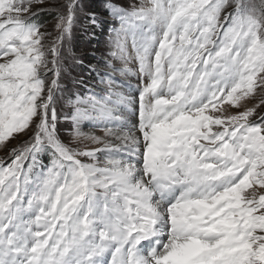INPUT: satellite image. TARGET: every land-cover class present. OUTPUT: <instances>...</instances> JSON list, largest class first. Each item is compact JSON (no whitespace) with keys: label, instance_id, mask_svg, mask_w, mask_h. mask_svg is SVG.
Returning <instances> with one entry per match:
<instances>
[{"label":"snow or ice","instance_id":"6c2138e0","mask_svg":"<svg viewBox=\"0 0 264 264\" xmlns=\"http://www.w3.org/2000/svg\"><path fill=\"white\" fill-rule=\"evenodd\" d=\"M84 7L0 0V264H264V0H104L65 98Z\"/></svg>","mask_w":264,"mask_h":264},{"label":"rangeland","instance_id":"374dc122","mask_svg":"<svg viewBox=\"0 0 264 264\" xmlns=\"http://www.w3.org/2000/svg\"><path fill=\"white\" fill-rule=\"evenodd\" d=\"M83 2L85 7L83 13L80 15L77 28L73 35L72 48L74 50L75 56L89 64V67L84 68L81 64H72L70 61V68L67 70V75L62 80V83L68 89V92L65 93V98H67L68 95L76 92L87 93L89 89L94 88L98 90L97 86L100 84V75L96 71H90V66L92 68L98 67L100 71H103V58L108 51L107 31L105 29H101L99 26L96 27V29L90 28L87 20L85 19L86 13L94 11L98 14L101 20L106 19L107 17H102V15L99 13L104 10V6L99 5V8H93L95 0H83ZM53 3H55V0H53ZM53 22V19L47 22L49 29H51ZM106 27L107 26H105V28ZM95 32H98L97 34H101V37L99 36L97 40L92 39L95 37ZM87 58L93 62L87 61ZM120 82H122L120 89L121 91L125 92L126 94H131L138 97L137 85L139 81L135 76H130L127 78L118 77V83ZM127 84H130L132 88L126 87L125 85ZM61 103H63V101H61ZM64 111H67V109L65 108ZM128 120L130 124L132 122L137 123L138 118L136 112H133L131 116L129 115ZM88 128L89 130H93L91 127ZM95 130L97 131V134H100L99 129ZM17 143L18 141H12L9 145V148L16 146ZM0 160H3L6 163L10 162L8 152L4 149H0Z\"/></svg>","mask_w":264,"mask_h":264},{"label":"trees","instance_id":"16d2710c","mask_svg":"<svg viewBox=\"0 0 264 264\" xmlns=\"http://www.w3.org/2000/svg\"><path fill=\"white\" fill-rule=\"evenodd\" d=\"M99 5H103L104 6V0H95V4H94V6H93V8L94 7H97V8H99ZM104 11V10H103ZM103 11L102 12H99L100 14L101 13H103ZM95 12V11H94ZM102 17H106V16H104V15H102ZM41 19H43L44 21H46V22H49V21H51L52 19H53V17H52V15L51 14H49V13H44L43 15H42V17H41ZM94 29H96V28H94ZM102 29V28H101ZM96 31H98V30H96ZM91 33V32H90ZM98 32H95V37H93L92 39H94V40H97L98 38H99V36L101 35V34H97ZM101 33V32H100ZM101 37V36H100ZM90 41H93V40H90ZM87 61H91V62H93L92 60H90L89 58H87ZM84 68H88L89 67V64H87L85 61H83V63L81 64ZM84 70V69H83ZM45 163H47V158H45Z\"/></svg>","mask_w":264,"mask_h":264},{"label":"bare ground","instance_id":"6f19581e","mask_svg":"<svg viewBox=\"0 0 264 264\" xmlns=\"http://www.w3.org/2000/svg\"><path fill=\"white\" fill-rule=\"evenodd\" d=\"M131 116V115H130ZM135 119V118H134ZM133 123V122H132ZM86 130H89V128H86ZM90 131V130H89Z\"/></svg>","mask_w":264,"mask_h":264}]
</instances>
